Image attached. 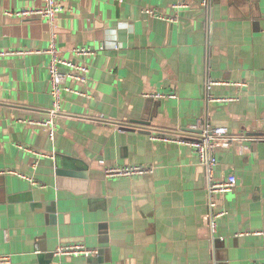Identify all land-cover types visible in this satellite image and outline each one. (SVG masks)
Segmentation results:
<instances>
[{"label":"crops","instance_id":"crops-1","mask_svg":"<svg viewBox=\"0 0 264 264\" xmlns=\"http://www.w3.org/2000/svg\"><path fill=\"white\" fill-rule=\"evenodd\" d=\"M57 1L50 22L16 14L44 0H0V51H25L0 54V254L13 264H264V0ZM53 37L90 71L84 94L65 93L51 137L37 122L52 108ZM79 46L96 50L76 57ZM156 92L176 96H147ZM206 124L232 139L215 151L213 177L237 176L215 196L214 235L197 152L162 139ZM123 165L151 171L106 175ZM72 241L96 252L55 255Z\"/></svg>","mask_w":264,"mask_h":264},{"label":"built area","instance_id":"built-area-1","mask_svg":"<svg viewBox=\"0 0 264 264\" xmlns=\"http://www.w3.org/2000/svg\"><path fill=\"white\" fill-rule=\"evenodd\" d=\"M45 4L42 7H32L17 11V15L38 14L44 19L52 22L56 15L63 10V6L57 0H44ZM210 0H201V4L207 7ZM149 13L160 16L163 19L171 20L170 17L164 13H159L154 10L148 9ZM105 45H101L100 48H104ZM96 49L89 46H79L74 49V55L88 56L93 54ZM50 55L48 63V74L50 81V94L52 96V108L50 109V116L38 121L37 124L46 127L49 131V135L54 137L57 129L55 121V115L60 113L63 109L64 95L66 92H76L84 94L83 90L79 88L81 85L88 84L90 66L87 62L74 60L70 57L64 56L58 46L56 45L55 38L53 37L48 46L44 50ZM24 50H8L0 51V54L9 53H24ZM215 82L208 80L206 84L208 97L210 99H216L211 93L212 84ZM147 96L160 98L163 96L175 97L176 93L164 94L156 92L154 94H147ZM233 98L225 99L230 100ZM162 139L167 141H177L185 144L190 149L197 152L199 161L203 167L207 177V192H208V208L210 217V229L214 235L217 230V218L224 214V211H216L217 202L215 196L227 191L232 190L237 184V176L230 174L224 179H216L213 177L214 166L217 162L215 151L219 148H229L232 145V139L228 134V128L223 125L213 126L206 124L205 126L197 125L191 129H182L178 134L172 136H162ZM150 167L142 165H123L112 166L105 169L107 176L116 175H134L137 173L150 172ZM1 171L0 173H4ZM14 172V171H13ZM20 176L31 180L33 183L36 180L28 175L18 173ZM96 252L95 248L87 246L80 241H72L66 243H60L57 245L54 253L55 255H84L89 256ZM0 264H13L12 256L9 253L0 254Z\"/></svg>","mask_w":264,"mask_h":264},{"label":"water","instance_id":"water-1","mask_svg":"<svg viewBox=\"0 0 264 264\" xmlns=\"http://www.w3.org/2000/svg\"><path fill=\"white\" fill-rule=\"evenodd\" d=\"M59 113H57V115H58ZM60 115V114H59ZM47 117H49L50 116V110L49 111H47V115H46ZM58 119V117H55V120H57ZM150 121H147V120H139V121H137V122H135L134 124H136L137 126H140V127H143V128H151L149 125H150ZM63 158L65 159V163L67 164V165H69V166H71V167H74V166H80L81 164H83V162L82 161H80L79 159H76V158H73V157H67V156H63ZM58 166H59V163H58ZM82 169H86L85 167L84 168H82ZM61 172H63V171H61ZM83 175H85V173H83ZM210 231H211V229H210Z\"/></svg>","mask_w":264,"mask_h":264}]
</instances>
